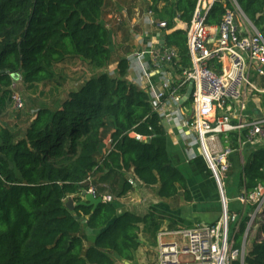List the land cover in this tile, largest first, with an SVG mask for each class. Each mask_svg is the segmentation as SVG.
I'll use <instances>...</instances> for the list:
<instances>
[{"label":"trees","instance_id":"16d2710c","mask_svg":"<svg viewBox=\"0 0 264 264\" xmlns=\"http://www.w3.org/2000/svg\"><path fill=\"white\" fill-rule=\"evenodd\" d=\"M105 1L0 0V117L11 101L12 74L20 73L30 89L59 85L57 67L73 60L103 69L110 65L111 31L101 21ZM235 1L264 37V0ZM149 2L153 17L166 23L163 45L176 49L174 70L180 74L191 64L186 33L198 0ZM227 8H232L229 0H216L206 23L219 24ZM128 69L121 58L114 74L89 77L59 106L39 103L21 131L0 121V264L132 262L140 227L154 237L159 224L152 210L143 216L119 212L116 200L133 189L128 176L155 186L160 199L179 192L191 197L180 161L167 148L162 119L148 94L127 80ZM190 105L186 100L184 106ZM230 137L237 149V134ZM189 166L210 175L199 155ZM258 184L264 185V145L246 149L238 186L252 191ZM90 187L111 200L94 211L65 207L68 197L76 202ZM86 231L96 232L88 246ZM235 239L240 246L241 239ZM243 264H264V237L246 248Z\"/></svg>","mask_w":264,"mask_h":264},{"label":"built area","instance_id":"2783aa9c","mask_svg":"<svg viewBox=\"0 0 264 264\" xmlns=\"http://www.w3.org/2000/svg\"><path fill=\"white\" fill-rule=\"evenodd\" d=\"M215 1L197 2L186 33L191 64L180 74L174 70L178 53L173 47L161 45L149 52L150 62L143 60L145 50L134 55L138 71L131 83L148 94L162 122L178 126L182 140L198 148V154L191 158L197 155L203 158L217 186L222 206V215L215 223L159 231L157 264H232L235 260L243 264L244 261L246 237L237 247L238 216L227 211L224 179L233 152L242 153L246 145H264V116L247 119L245 114L246 95L264 93V87H258L253 81V78H262L264 83V37L235 0H229L232 8L226 9L219 24L208 25L206 16ZM147 24L161 29L166 27V23L155 19L151 11ZM151 76L158 80L153 82ZM20 82H23L22 75L12 74L11 97L16 110L24 108V101L14 88ZM188 87H191L187 98L191 99L190 108L182 102ZM230 133H238L237 149L229 145ZM136 138L141 139L139 135ZM128 182L136 185L135 176L129 177ZM87 191L94 193L93 188ZM237 197L242 204L256 205V209L262 207L264 185L258 184L252 191L242 188ZM103 200L110 201L111 197L104 195ZM255 216L254 210L248 215L245 236L253 223L259 222ZM230 224L233 225L232 235Z\"/></svg>","mask_w":264,"mask_h":264},{"label":"crops","instance_id":"0c3cea01","mask_svg":"<svg viewBox=\"0 0 264 264\" xmlns=\"http://www.w3.org/2000/svg\"><path fill=\"white\" fill-rule=\"evenodd\" d=\"M149 0H106L102 9L101 21L105 27L111 31V63L107 68H97L93 65L83 64V69L87 71L86 76L78 77L76 74L72 73L70 77L77 79L74 82V87L70 88L69 92L76 90L83 84V82L91 76L99 74L101 72H109L114 74L117 69L118 61L121 58H126L129 63V69L127 73V80L132 82L133 78L137 75V62L134 58V55L140 51H147L143 55V60L150 62L149 52L157 50L161 45H163V33L164 29L159 27L150 26L147 24V17L149 10ZM238 5V4H237ZM248 19V18H247ZM249 20V19H248ZM250 21V20H249ZM237 24H240L238 18H236ZM251 22V21H250ZM252 24V22H251ZM253 25V24H252ZM254 26V25H253ZM178 28H182L183 24L177 23ZM255 27V26H254ZM256 28V27H255ZM257 29V28H256ZM241 31H244L243 27H240ZM258 30V29H257ZM259 31V30H258ZM69 79H67L68 81ZM151 80L156 82L158 79L156 76H151ZM255 85L258 87H264L262 78H253ZM139 87L138 85H136ZM140 88V87H139ZM142 89V88H140ZM65 99V98H64ZM61 103V102H60ZM247 119H252L255 117L264 116V93H248L246 95V111ZM2 122L5 123V117L1 118ZM164 128L167 133V148L169 152L174 153L177 156V159L180 161L181 165H188L189 161L192 159L193 154H198V148L196 146H189L184 142L180 136L181 130L178 126L173 125L172 123L163 122ZM238 136V133H236ZM241 134V133H240ZM242 135V134H241ZM237 138V137H236ZM231 139V138H230ZM231 141H229V145ZM261 146H251L246 145L242 149V153L233 152L230 156V164L236 170L240 171L239 178L242 174V166L245 161L246 149L248 148H259ZM236 154V159L233 156ZM198 156V155H197ZM182 166V167H183ZM180 168L181 166L178 165ZM182 170V168H180ZM184 173V172H183ZM129 175L128 177H132ZM203 178H210L215 188H217L214 180L211 177L202 176ZM136 178V177H135ZM194 184L199 180L198 178H193ZM202 178V179H203ZM138 189L145 190V194L142 196V199L134 197ZM189 192L190 187L188 186ZM242 189V188H241ZM139 190V191H141ZM155 186H147L142 184L136 178V185H133L131 189L124 197L117 199L116 201L120 204V210H127L137 215L143 216L152 210L155 220L159 224V229L153 237L149 232L141 226V231L139 232L140 237V247L138 250H143L147 254L149 253V248L155 249V264H157V233L161 230L172 229V228H185V227H194L199 224H212L215 223L221 215V204L216 205L213 211H207L206 209L195 207V203L205 202L206 199L213 200L216 202L219 201L220 197H200L197 194L192 195L191 197H181L177 203H174L175 198L171 197L168 199H160L155 195ZM218 191V190H217ZM234 198V197H232ZM170 202V204H169ZM179 204V208H175ZM246 208L245 206H242ZM142 211H137V210ZM249 210V209H248ZM236 213L239 218H243V213L241 211H232ZM201 213H203V220H200ZM248 219V215H246ZM208 218V219H207ZM247 221V220H246ZM233 228V226H232ZM86 233L91 234L93 238L96 235V232L86 231ZM144 234L146 237L143 239L141 235ZM92 238L87 241L86 245L90 244ZM241 239V238H240ZM136 251V252H137ZM135 252V253H136ZM135 258V257H134ZM123 264H126L123 262Z\"/></svg>","mask_w":264,"mask_h":264},{"label":"rangeland","instance_id":"374dc122","mask_svg":"<svg viewBox=\"0 0 264 264\" xmlns=\"http://www.w3.org/2000/svg\"><path fill=\"white\" fill-rule=\"evenodd\" d=\"M83 64H81L78 60H73L71 62H67L65 64H61L57 67V81H59V85L56 83H51L50 85H38L33 88H26V85L23 82H20L15 85L14 88L15 92L21 96V98L24 101V108L21 110H16L13 107V100L11 97V101L5 106V110L3 111L0 121L2 124L8 127H12L16 131H21L24 129L26 124L29 122L30 118L33 117L35 114L36 108L39 103H45L49 106L57 107L60 105V102L66 98L70 88L74 87V82H76L77 79H73V77H70L72 73L76 74L78 77H84L87 74V71L83 69ZM67 79H69L67 81ZM5 117V123L2 122L1 118ZM108 138L105 139V142L108 143ZM236 154L233 156L236 159ZM182 171L187 177V184L190 187V192L192 195L196 196V192L198 189L200 191L198 192V196L200 197H218V191L217 188H215V185L213 181L209 178H203L201 174L194 172L191 170V167L188 165H181ZM183 166V167H182ZM239 173L240 171L238 169H234L232 166L229 167V169L226 172V178L224 179V189L226 193V198L228 200L227 205V211L228 213H234L232 211H241L243 213V218L241 219L238 216V224H241L245 218L247 219L246 215H249L254 211H256L255 220L258 219L259 223L252 225L251 229L249 230L248 234L244 235V230L240 235H237V239L241 238L243 240L245 237V248H247L250 243H252L256 239H261L264 237V229H260L261 226H264V200L260 201L262 203V207H257L256 205H249V204H242L239 200L237 195H239L242 191V189L238 186L239 183ZM198 178L199 180L197 183L194 184L193 179L190 178ZM203 178V179H202ZM93 188V187H90ZM138 189L136 192V195L134 197H138L142 199V196L145 194V190ZM184 197V194L182 192H179L173 202L177 203L178 200ZM234 197V198H232ZM67 201V200H66ZM259 202V201H257ZM221 204V201L216 202L215 199L210 200L206 199L205 202L195 203V207L198 208H204L207 211H213L216 207V205ZM170 204V202H169ZM175 208H179V204H175ZM245 206L246 208L242 207ZM229 207V209H228ZM249 209V210H248ZM256 209V210H255ZM231 210V211H230ZM142 211V210H137ZM221 215H222V208H221ZM220 215V216H221ZM200 220H203V213H201ZM220 218V217H219ZM208 219V218H207ZM232 224H230V235H232ZM189 228V227H185ZM88 235V240H90L91 234ZM146 237L144 234L141 235V238L143 239ZM244 237V238H243ZM87 246V245H86ZM246 253V251H245ZM155 249L149 248V253L147 254L143 250H138L135 253V258L132 262H128V264H155ZM115 264H123L122 262H116Z\"/></svg>","mask_w":264,"mask_h":264},{"label":"water","instance_id":"95a60500","mask_svg":"<svg viewBox=\"0 0 264 264\" xmlns=\"http://www.w3.org/2000/svg\"><path fill=\"white\" fill-rule=\"evenodd\" d=\"M191 93V87H188V89L186 90V93L183 97V101H186L187 98L189 97ZM103 201V197L102 196H96L94 193L89 192L87 190L82 191L80 199L78 201H74L72 197H68L67 201L65 202V207L70 210L73 211L74 207H78V206H87V207H91L92 211H94V209L97 207V205L99 203H101ZM122 210H119V212ZM126 264H128V262H125Z\"/></svg>","mask_w":264,"mask_h":264}]
</instances>
